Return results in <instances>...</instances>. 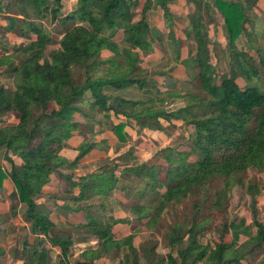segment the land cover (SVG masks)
Instances as JSON below:
<instances>
[{"label": "trees", "instance_id": "trees-1", "mask_svg": "<svg viewBox=\"0 0 264 264\" xmlns=\"http://www.w3.org/2000/svg\"><path fill=\"white\" fill-rule=\"evenodd\" d=\"M18 1L30 8L35 18L24 10L20 17H9L7 25L0 27L6 34L28 41L13 53L27 56L19 66H15L8 51V55H0V72L8 68L18 74L14 91L0 85V123L11 115L17 118L15 125L0 127V157L4 154L11 165L9 171L0 166V189L5 183L14 187L11 216L17 220L20 205H27L25 220L30 226L29 230L10 227L6 239L13 263L52 264L51 248H57V264H93L70 262L74 237L53 234L58 225L55 211L60 210L85 214L84 223L76 229L98 239L99 247L84 253L93 260L115 250L125 252L123 264H142L141 259L145 264H251L248 258L258 253L264 264V225L257 219L259 185L247 187L252 220L225 225L214 248L200 242L203 225L196 220L189 229L172 228L170 245L179 248L176 255L162 257L155 245L136 246L133 233L116 238L114 227L125 223V219H104L106 204L116 190L133 194L137 201L131 210L143 222L147 220L145 224L152 229L170 206L190 199L209 184L222 183L214 200V206L222 208L231 190L244 184V173L253 169L264 174V87L260 80L264 78V46L256 47L259 39L251 18L260 0H212L211 5L207 0H184L195 13L190 16L191 25L183 29L171 9L174 0H77L76 10L67 16L62 14L63 0ZM7 8L0 2L1 14H7ZM158 9L164 14L175 47V61L206 97L170 91L148 77L143 57L154 58L156 48L168 54L165 44L155 45V29L147 21L148 12ZM205 17L211 22L218 18L226 32L229 71L221 77L211 55L210 28ZM46 19L63 26L75 25L61 37L59 49L49 55L46 52L53 39L44 26ZM179 31L185 41L178 38ZM119 42L128 48L121 50ZM187 44L189 58L182 60V49ZM78 70L84 73L81 82L75 77ZM173 71L158 73L157 77H169ZM131 88L148 99L134 101L107 93ZM185 96L188 101L184 107L168 109L170 98ZM98 114L103 121L96 118ZM79 115L93 124L95 136L110 128L121 142L129 138L127 127L137 133L149 130L164 134L165 123L173 128L178 123L181 128L187 126L188 140L161 151L165 169L159 163L150 165L136 159L130 163L129 157L135 158V154L110 157L112 145L108 140H80L83 124L76 121ZM115 120L123 123L108 127ZM95 150L105 153L104 166L78 176L75 172L81 162ZM67 151H74L75 157L70 159L65 155ZM12 155L20 158L22 165L18 166ZM120 174L136 176L132 182L137 184L134 192L121 188ZM54 177L67 183V195L58 193ZM229 236L230 243L226 240ZM243 237L248 240L242 243Z\"/></svg>", "mask_w": 264, "mask_h": 264}, {"label": "rangeland", "instance_id": "rangeland-1", "mask_svg": "<svg viewBox=\"0 0 264 264\" xmlns=\"http://www.w3.org/2000/svg\"><path fill=\"white\" fill-rule=\"evenodd\" d=\"M2 5L9 6V8L6 9L7 14H1L0 13V27H4L7 25V19L9 17H20V14L25 10L29 13V15L32 16V18H35L33 15V11L30 8H26L22 3H20L18 0H0ZM264 9V5L261 6ZM77 8V0H63V9L62 14L64 16H67L71 13H73ZM175 15L177 16L176 22L179 24H187V19H181L182 13H178V11H173ZM185 14L187 12H184ZM193 14V13H192ZM162 15L164 23H166L163 14ZM261 17L264 20V12L260 13ZM190 18V17H189ZM186 21V22H185ZM205 23L209 25L210 28V40H211V55L214 57L215 64L217 67L218 77H221L223 74L227 73L229 71V68L227 67L226 61H227V49L228 47L225 44V41L227 40L226 32L223 28V25L220 21L211 22L208 19H204ZM44 26L48 32V34L53 39V45H51L47 50V55H49L52 51L59 49V40L65 34L67 31L72 29L75 25L72 23L67 24L66 26H63L59 22H52L51 19H46L44 22ZM191 23L187 24V27H189ZM157 28L154 31V35L156 36V42L155 45L164 43L168 44L170 50H168V54L164 56L165 54L162 53L158 48H156V51L154 53V58L150 57L149 59H146L143 57L144 65L143 67L148 71L149 76L153 80L156 81L157 85L165 86V84L169 85L170 91H179L183 94L192 92L197 95L201 94L203 96H207L206 94H203L200 92L199 84L192 80L191 77L186 73L185 69H182L179 67L178 63L175 61L176 58V51L173 43L171 42L169 38V29L164 27H159L156 25ZM158 31L159 34H156ZM177 36L180 40L183 39L185 41L184 35L181 31L177 33ZM261 38V37H260ZM28 41H23L22 39H19L16 35L13 34H6L4 30L0 28V55H8L9 57H12V60L14 61L15 66H19L20 63L26 59V55L22 53H16L13 54L15 49H17V46H20V44H24ZM263 43V44H262ZM186 44V42H185ZM124 48V45L121 44ZM264 46V37L262 38V42L260 44H257L256 47ZM3 46H5L3 48ZM186 49H182V55L181 59L185 60L189 58V45L187 44ZM9 52L8 54L6 52ZM170 53V54H169ZM163 54V55H162ZM250 55H254V58L257 57V55L253 52H249ZM165 58V59H164ZM156 59V60H155ZM164 59V60H163ZM177 71L173 74L171 77L166 78H158V73L167 72L169 70H175ZM260 68V66H259ZM262 70V68H261ZM2 72H0V85L10 88L12 91L16 88V82L18 74L14 71L8 69V68H2ZM156 75V76H155ZM76 79L78 82H81L84 80V73L82 70H78L75 74ZM154 77H156L154 79ZM161 77V76H160ZM261 83L264 87V78L261 76L260 78ZM196 88L198 90H196ZM107 93L112 94V90L107 91ZM180 94L179 96L182 97L183 94ZM119 96L125 98V99H132L134 101L139 100H146L148 97L144 95L141 91L138 92V90L135 89H127L118 92ZM171 99V98H170ZM168 100L169 106L168 109L171 111L178 110L182 107H184L187 104L188 96H185L184 98H176ZM6 118L8 116H5ZM76 121L81 122L83 124L82 128H80V135L81 139H86L89 143H95L98 141L97 136H95L94 127L92 123H88L84 120L82 116H76ZM102 115H97L96 118L98 120L103 121ZM17 118L13 115H11L7 120H2L0 123V127L5 126H13L16 124ZM107 121H104V127H106L105 123ZM120 121H114L109 124L108 127L111 125L115 126V124H118ZM113 123V124H112ZM166 131L164 134L161 133H155L149 137L143 130L140 133H133L132 131L128 134L129 138L126 142H121L117 140V137L114 135L112 136V131L110 128L106 129L107 134L104 135L105 139H115L112 142V149H111V155L110 157H117L121 155L128 154L129 156L132 153L135 154V158H130L131 160H137L140 163H159L160 167L162 169H165V161L163 163L161 157V151L169 148V147H176L180 144H184L188 140L189 135V129L187 126L180 127V123H178V127L173 128L169 123H165ZM157 135H161V138H158ZM78 140V139H77ZM79 143H81L79 141ZM78 145V144H77ZM161 148H158V147ZM164 157V156H162ZM106 158L105 154L102 155H95L91 157L89 160L85 162V164H82L81 169H86L84 173L90 172L92 169L98 170L99 167L104 166V159ZM165 160V159H163ZM15 163H18L19 165H22V161L20 158L16 157L14 159ZM88 163V164H87ZM90 164L93 167L90 169ZM167 167V166H166ZM67 172V171H66ZM70 173V172H68ZM244 184H237L229 193L228 196V202L225 203V205L222 208H217L214 206V200L216 197L217 192L222 188V183H213L205 186L204 188L198 190L196 194L191 197L190 199L181 202L177 206H170L167 211L163 213V215L158 219L157 223L152 224V229H150L147 224V220L144 222L138 218L135 217L132 221L130 218H126L125 223H121L118 226L114 227V233L116 235V238H122L123 236H128L130 234H134L137 239V245L140 246L143 243H148L147 245H155L157 254L162 257H166L170 253H173L176 255V250L179 248V245L171 246L169 236L171 235V230L175 226H184L186 229H189L192 227L194 220L197 221L198 224L203 225V229L201 231V234L199 236V240L203 245L210 246L214 248V246L217 244V242L220 241V231L223 229L225 225H229L234 221H240L242 219H247L248 221L252 220V199L250 194L247 192V187L251 185H259L260 187V196L258 198V204H257V211L258 216L257 219L260 223L264 225V174L258 173L257 171L251 169L248 170L243 175ZM162 177H165V170L162 171ZM119 178H122L121 181V188H127L131 185L133 181H135L136 176H122V174L119 175ZM53 184L59 183V180L57 177H54ZM135 187V183H132ZM137 185V184H136ZM130 187V191H134L135 188ZM119 196V195H117ZM116 196V197H117ZM120 195V199H121ZM137 201L136 198H133L128 201L127 205L129 208H132L130 205L136 204ZM111 203V202H110ZM26 207H22V209L19 210V216L25 217L24 210ZM107 209V208H106ZM125 212V211H124ZM131 212V211H129ZM129 212H125L126 214H129ZM96 216L100 215L95 214ZM116 216V215H114ZM114 216L112 215V218L114 219ZM104 219H111V216H108L106 214ZM128 219V220H127ZM108 220L106 222H108ZM129 224L127 225V223ZM1 227V224H0ZM5 228H0V233L3 232V230L7 229L9 227V222L6 221V225L4 224ZM6 232V231H5ZM4 232V233H5ZM72 231H54V235H70ZM74 236V235H73ZM72 236V237H73ZM85 239V237H83ZM86 238H94L87 236ZM3 235H0V243L4 245L5 242H3ZM227 242H231V237H227ZM248 240V237L242 238V243L244 241ZM185 247L187 245V242L184 240ZM49 247V245H48ZM124 251L120 253H114L113 256H121L122 258L125 256ZM52 264H57V261L59 259V255H56V252L52 251ZM252 257V258H251ZM248 258V261L250 260L251 264H263L261 263L262 256L258 253L255 254V256H251ZM74 263V261H70ZM141 263L145 264V260L141 259ZM121 264L122 261H121ZM203 264V263H198Z\"/></svg>", "mask_w": 264, "mask_h": 264}, {"label": "crops", "instance_id": "crops-1", "mask_svg": "<svg viewBox=\"0 0 264 264\" xmlns=\"http://www.w3.org/2000/svg\"><path fill=\"white\" fill-rule=\"evenodd\" d=\"M207 3L209 5H211L212 4V0H207ZM263 5H264V0H260V2L258 3V5L255 7L254 11L251 14L252 15L251 18H252V21H253V23H252L253 24V28L255 30L256 37L259 39V41L256 43V45L260 44L262 42V38L264 37V20H263V18L260 15V13L264 12V9L261 7ZM171 9H173L174 11H178V12L182 13V19H187L186 21L188 23H191L189 17L192 15V13H195V12H193V8L188 3H186L184 0H174L173 5L171 6ZM184 12H187V13L185 14ZM160 13L163 14V12L160 9H158V10H152V11L148 12V14H147V21L150 24V26L152 28H154L155 30L157 29V28H155L156 25H158L159 27H162V28L165 27V23L163 21L162 15H160ZM163 17H164V14H163ZM217 21H220V20L217 18ZM187 24H179V26H181L182 29H183V28L187 27ZM223 28H224V26H223ZM121 44L124 45V48L121 47L122 46ZM163 44H165L164 41H163ZM225 44H226V41H225ZM118 45L121 48V50H123L125 48H128V46L124 42H119ZM165 46L167 48H169L168 44H165ZM183 49H186V48H183ZM168 50H170V49H168ZM188 52H189V49H188ZM105 56L108 57V55H105ZM164 56H166V55H164ZM177 69L178 68H176L171 73V75L169 77L172 78L173 74L177 71ZM155 78L156 77H154V79ZM158 78L161 79L163 77H158ZM162 87L167 89L170 86L165 84V86H162ZM131 89L133 90L135 88H131ZM112 92H113V94L115 96H119L118 92H120V91H112ZM138 92H140V90H138ZM115 121H117V120H115ZM118 121H120L119 123H123L121 120H118ZM115 125H117V124H115ZM131 131L133 133H137L135 130H130L128 127L125 129L126 133L132 135V133H130ZM143 131L146 132V133L149 132L147 134L149 137H151V135L156 133V132L149 131V130H143ZM107 132H105V133H103L101 135H98L97 137L98 138L100 137V138L98 139L97 142L103 141V140H108L111 143V145H112V142L115 139L114 138L113 139H108V138L105 139L104 135H106ZM112 136H113V134H112ZM157 136H158V138H161V135L160 136L157 135ZM158 148H161V147H158ZM111 149H112V146H111ZM98 154L102 155V154H105V153H103L101 151H98V150L93 151L86 159H84L81 162L80 167L76 170L75 173L79 176V175H86V174L94 171L95 169H92L93 167L91 166V164H90L89 168L92 169V170L90 172H86V173H84L86 169H81V166H83L82 164H85V162L87 160H89L91 157H93L95 155L97 156ZM111 154L112 153L110 152V155ZM65 155L68 156L70 159H73L75 157L74 151H67L65 153ZM11 158L14 161L16 156L12 155ZM16 164L18 166H20L18 163H16ZM154 164H156V163H153V164H150V165H154ZM0 166L5 171H9L10 168H11L10 163L5 159L4 154L3 155L1 154ZM65 173H68V172H65ZM58 180H59V183L54 184V187L57 188L58 193L63 194V195H67L68 192H69V187H68L67 183L63 179L59 178ZM130 187H134L132 183H131V185L128 186V190L129 191H130V189H129ZM135 187H136V184H135ZM13 190H14V187L12 185H10L9 183H5L4 187L2 189H0V213L2 215V216H0L1 228H5L4 224L6 225V221L9 222V227L7 229L3 230L2 233H0V235L1 236L3 235V237H4L3 242H5L4 245L0 243V251L3 253L2 256H0V264H14L13 263L14 261H12V259L10 258V251H9V248H8L9 247L8 246L9 245V240L6 239L7 238V234H8V232L11 229L10 227L14 225L15 227L23 226V227L27 228L28 230L30 229V226L27 224V222L25 220L26 219V214L25 213L27 212V205L21 204L20 208H19V210H20V209H22L23 206L26 207V209L24 210V214H25L24 218L19 216V211H18V214H17V220L14 219L11 216L10 210H11L12 201H11L10 195L12 194ZM134 191H130V192H134ZM117 195H119V196H117ZM120 195L122 197L121 199H120ZM132 198H133V194L128 195L125 192H122L121 190L114 191L113 194H112L111 203L106 204V208H107L106 209V214L108 216H111V219H113L112 215L113 216L116 215V216H114V220L130 218V220L132 221L135 217L139 218V215L135 214L131 210V208H129V206L127 205L128 201L131 200ZM91 204L92 205H99L100 203L91 202ZM130 206H132V205H130ZM124 211L125 212L131 211V212H129V214H126ZM84 216H85V214L83 212H80V213H77V212L63 213L60 210L59 211L58 210L55 211V219H56V222L58 224L55 231L59 232V231L68 230V231H72L71 234H70L71 236L74 235L73 237H74L75 243H74L73 248L71 249V252H70V255H69V260L70 261L73 260L74 263L75 262H83V261H91V262H93V264H121V261H122L123 258L121 256H113V254L116 252L115 250H112V251H110V252H108L106 254H103L101 256V258H99L98 260H95V259L93 260L92 257H90L89 254L87 256H84L85 252H87V251L88 252L89 251H95L99 247V241H98L97 238H92V239L86 238L89 235L86 234L85 231H81L80 229H76L78 224L84 223V221H85ZM128 224H129V222L127 223V225ZM118 225H120V224H118ZM118 225H116V226H118ZM83 237H85V239ZM90 237H92V236H90ZM137 239L138 238H135V245L136 246H138L137 245L138 244L137 243ZM49 248H51L50 245H49ZM51 251L56 252V255L60 256V252H59V250L57 248H51Z\"/></svg>", "mask_w": 264, "mask_h": 264}]
</instances>
